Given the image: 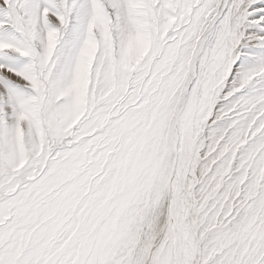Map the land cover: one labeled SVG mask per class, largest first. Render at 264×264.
<instances>
[{
    "label": "snow or ice",
    "instance_id": "1",
    "mask_svg": "<svg viewBox=\"0 0 264 264\" xmlns=\"http://www.w3.org/2000/svg\"><path fill=\"white\" fill-rule=\"evenodd\" d=\"M0 264H264V0H0Z\"/></svg>",
    "mask_w": 264,
    "mask_h": 264
}]
</instances>
